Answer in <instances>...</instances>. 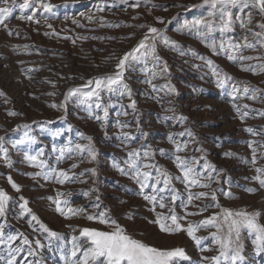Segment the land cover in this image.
<instances>
[{"label": "rangeland", "instance_id": "1", "mask_svg": "<svg viewBox=\"0 0 264 264\" xmlns=\"http://www.w3.org/2000/svg\"><path fill=\"white\" fill-rule=\"evenodd\" d=\"M11 2L12 0H9V4ZM23 2L24 0H15L16 5ZM29 2L31 7L23 12L18 7H14L13 18L6 21L13 35L9 36L5 29L0 27V92L4 93L0 95V136H5L3 147L8 148L9 156L14 162L11 169L0 162V188L5 189L13 198L9 203L7 219L0 220V225L3 226L6 235L22 232L30 240L39 238L42 243H48L44 234L34 232L28 225L27 217L18 218L20 211L17 207L18 197L24 196L29 200V207L40 220L63 237V240H54L52 248L45 247L39 251L38 257H29V260L40 259L42 264H64L58 250L60 245L70 247L71 236H79V232H73L68 225L74 228L103 227L83 217L65 219L57 214L54 206L47 199L49 196H55L57 190L71 193V196L67 198L73 207L84 206L92 213H98L107 208L110 215L137 239L161 248L183 247L192 262L199 260L201 253L184 233L167 236L147 223L144 217L152 219L153 214L148 211L146 202L135 195L137 186L112 167L113 160L122 162L126 158V151L129 150L116 146L119 143L117 136L120 131L115 126L116 109H110L108 120L102 127L100 121L84 118L86 113L75 103L70 102L67 105L66 113L62 109L49 107L51 103L59 105L69 88L79 87L93 77L114 71L117 63L115 57L122 56L134 47L147 31L146 28L137 27L141 24L164 30L165 35L177 41L182 49L189 53L182 57L158 45L160 55L168 61L172 83L179 92L178 96L166 98L164 103L167 105L168 99H171L176 113L187 116L188 122L183 127L174 126V121H170L167 125L158 123V117L164 113L159 104L146 99L141 94L144 91H151L147 85L139 83V80L143 79L142 74L139 71L135 74L126 73L125 78L133 90V98L137 100L141 113L142 128L149 133L146 139L140 137L134 123L130 128L125 129L137 137L136 141L130 143V148H138L141 143H144L153 148L171 150L172 145L166 141V134L190 128L196 134L197 143H190L188 152L183 155H195L199 158L204 153L192 150L202 147L206 152L207 160L217 169H223L219 174V183H214L212 188H222L226 191L230 189L237 197V199H226L217 192L219 203L223 207L234 210H246L250 213L258 211L260 212L258 222L264 224V189H260L258 182L251 179L257 173L250 163L251 150L247 146V142L253 140L264 143V134L251 135L244 131L245 128L251 127L257 133H264V116L260 115L264 112V102L260 99L251 100L243 93L233 100L231 87L218 89L211 70L204 67L203 62L195 59L191 53H199L212 59L221 71L233 77L230 84L235 83L241 88L247 86L250 89H260L261 91L256 93L258 97H264V69L255 67V72L258 74L241 71L238 62L229 61L226 55H213L195 35L189 34L185 25L207 16L209 8L203 4V0H151L150 3L147 0H140L139 7L135 6L136 0H29ZM44 5L51 7L45 11ZM5 6L9 5L0 2V7ZM248 11L253 13L256 20L261 19L256 15L255 9H245V12ZM233 12L234 15L237 14L236 9H233ZM27 14H34V20H39L40 23L22 21L17 18ZM157 17L163 18L164 23H157ZM49 24L52 28H48ZM195 31L196 29H192L193 33ZM53 32L58 35H53ZM246 34V30L237 25L235 31L229 35L239 40ZM65 36L72 39H64ZM220 36L219 32L214 33L217 40ZM72 40L76 41L75 44ZM249 41L257 43L256 38L251 35H249ZM243 55L264 56V48L244 50ZM109 57L111 59H108ZM185 60L188 63H185ZM191 64H201L202 67L199 70L193 69L190 68ZM259 64H264V60L244 62L245 66ZM201 75L204 76L203 80L199 78ZM47 81L55 82V87ZM154 82L162 84L165 81ZM193 87L202 91L194 93ZM51 92L56 95H48ZM123 103L127 104L128 101L124 100ZM233 104L239 106V113ZM245 105L247 107H244ZM8 111H15L19 115L8 116ZM244 113H247V116L242 122L239 117ZM120 119L131 121L132 117ZM25 125L27 127H24ZM14 129L16 130L13 131ZM105 129L111 139H105ZM81 132L93 138L92 143L98 155L95 163H88L85 153V162L80 163L74 171L81 173L85 169L95 167L97 175L94 178L86 173L82 179L87 183H66L61 186L42 179L33 180L26 175L39 170L29 166L23 160L26 151L35 154L43 150L41 159L50 166L54 165L58 154L53 151L54 147L88 144V141L78 134ZM28 137H35V142L29 141ZM21 140L24 141L23 144L17 147L12 146L13 142ZM226 151L237 155L233 158H224L222 154ZM240 157L248 160L249 163H245L239 159ZM156 159L170 172L177 173L171 161L159 156ZM80 160V156H74L73 159L61 162L59 167L68 169L72 163H78ZM260 166H264V159H258L256 167ZM9 174L21 186L19 193L7 183L6 176ZM173 183L181 193L184 192L182 184L175 181ZM91 188H97L98 192L85 197L83 192ZM245 188L259 190L255 194H249L244 190ZM193 191H208V189L195 188ZM97 195L100 197L98 209L92 207L96 203ZM121 200L126 203H120ZM199 203L210 204L212 201L208 199ZM192 210L189 209V211ZM176 211L180 213L181 209L177 208ZM216 211L219 209L209 208L203 216L189 219L199 221ZM129 212L135 217L133 220L123 218L124 214ZM209 231L211 230H201L197 234L208 237ZM15 243L19 244L21 241L18 240ZM204 243L210 244V239H206ZM244 245L245 255L251 256L254 264H264V253L259 256L253 254V245L246 234ZM33 247H35L34 244ZM215 254V251L203 253L208 256ZM18 264H25V262L18 259ZM183 264H190V262L185 261Z\"/></svg>", "mask_w": 264, "mask_h": 264}, {"label": "snow or ice", "instance_id": "2", "mask_svg": "<svg viewBox=\"0 0 264 264\" xmlns=\"http://www.w3.org/2000/svg\"><path fill=\"white\" fill-rule=\"evenodd\" d=\"M5 7H0V27H3L9 36L13 32L8 29L6 21L13 18L14 7H18L22 12L31 7L29 0H24L22 4L16 5L15 0L9 4V0H0ZM151 2V0H147ZM203 4L207 5L209 11L207 16L202 19L194 20L191 24H186L189 34L195 35L210 49L213 55H226L229 61L238 62L240 70L244 72H255V67L264 69V64L256 66H245L246 61L264 60V56H246L243 55L244 50H255L257 47L264 48V0H203ZM136 7L140 6V0H136ZM51 6L44 5L45 11ZM252 8L256 10V15L260 16V20H256L251 11L245 12V9ZM233 9L237 14L234 15ZM103 10V9H101ZM18 19L39 24V20H34V14L20 15ZM138 18V17H136ZM135 19V18H134ZM157 23L163 24L161 17L156 18ZM255 21V23H254ZM76 23V21H73ZM246 30L247 34L236 40L229 35L235 31L236 26ZM52 28V25H47ZM83 27V25H78ZM112 26V25H110ZM119 27L120 25H114ZM131 27V25H129ZM139 28H146L142 38L138 40L136 45L120 57H115L117 63L115 69L111 73H105L98 77H93L79 87L69 88L64 94L63 101L57 105L49 104V107L62 109L67 112V105L72 102L78 107H82L86 113L84 118L94 119L101 122V126L107 122L110 109H116L115 126L120 130L117 136L119 143L117 147L129 149L126 151V158L120 162L113 160L112 167L121 175L131 180L137 187L135 195L142 198L148 206V211L153 214L152 219L144 217L148 224L155 226L158 232L167 236H176L184 233L195 245L198 252L201 253L199 260L192 262L183 247L161 248L154 244L137 239L129 234L117 219L110 215L107 208L98 213L89 212L87 207H73L71 201L67 198L71 196L70 192H62L57 190L55 196H49L47 199L54 206V211L65 219H73L83 217L89 222H95L103 227H73L68 225L73 232H79V236H71L70 247L61 244L59 251L64 264H183L187 261L190 264H254L251 256L245 255L244 239L245 234L251 240L253 245V254L259 256L264 253V224L258 222L260 212H247L246 210H234L232 208L223 207L218 200L217 192H220L226 199H237L233 192L222 188L213 189L214 183H219V174L223 169H217L214 164L206 158V152L202 147H196L193 152H201L204 155L199 158L195 155H183L188 152L190 143H197L196 134L190 128H184L180 132H168L165 136L166 141L172 145L171 150L165 148H153L149 144L141 143L138 148H130V143L137 140L131 132L126 131L135 124L136 131L140 137L147 138L148 132H145L141 125V113L137 106V100L133 98V90L125 78L126 73L135 74L137 71L142 74L143 79L139 83L145 84L151 90L141 93L146 99L159 104L164 115L158 117V123L167 125L170 121H174L175 125L183 127L188 122V117L183 114H177L176 108L171 99H168L167 105L164 103L168 97L178 96L179 92L172 83L171 70L168 61L160 55L158 45L165 49L178 53L180 56L189 55L185 52L180 44L165 35L164 30L152 25L141 24ZM192 29H196L193 33ZM258 29V31H257ZM221 34L220 39L214 37V33ZM53 35H58L53 32ZM49 35V33H45ZM249 35L256 38L257 43L249 41ZM64 39H72L71 37H63ZM86 39V37H81ZM96 38V37H94ZM75 40L72 43L75 44ZM191 55L203 62V66L211 70L216 81L218 89H224L226 86L231 87V96L235 100L241 93L251 100L260 99L264 102V97H258L257 92L260 89H250L247 86L243 88L235 83H229L233 77L219 69V66L207 56L192 52ZM108 59H111L109 57ZM185 63H188L185 60ZM201 64H191L190 68L199 70ZM201 80L204 76L199 77ZM31 79V77H29ZM163 80L162 84L154 81ZM53 87L55 82L47 81ZM193 92L202 91L195 87ZM0 95L4 93L0 92ZM48 95H56L51 92ZM127 100L128 103H123ZM235 110L239 113V106L233 104ZM244 107H247L245 105ZM129 109L131 111H129ZM172 113V115H167ZM8 116H16L19 113L8 111ZM264 116V112L260 113ZM132 117V120H121V117ZM247 113L240 115L243 122ZM19 127V126H18ZM24 127H27L25 125ZM14 129L13 131H15ZM71 130V125H69ZM251 135H262L257 133L253 128L244 129ZM81 137L88 141L87 145L76 144L74 146H65L61 148H53L58 153L55 157V164L49 165L45 160L41 159L43 150L30 154L24 153L23 160L29 166L39 169L33 173H27L33 180L42 179L45 182H54L61 186L66 183H87L82 177L87 173L91 177L97 175L95 167L85 169L81 173L74 170L79 167L80 163L85 162V153L87 154V162L95 163L98 152L92 143L93 138L86 136L84 133H78ZM27 136V133H25ZM187 137L188 139H182ZM105 139H111L105 129ZM28 140L35 142V137H28ZM5 136H0V162L9 169L13 168L14 162L9 156V150L3 147ZM24 141L13 142V147L23 144ZM248 148L251 150V165L257 173L251 179L258 182L260 189H264V166L256 167L258 159H264V143L259 141L247 142ZM259 153V157H258ZM224 158L236 157V153L226 151ZM74 156H80L78 163H72L70 168H60L61 162L67 159H73ZM157 156L171 161L177 170L176 174L170 172L164 165L157 161ZM245 163L248 160L240 157ZM203 161V163H201ZM7 183L15 192L21 191V186L16 183L12 176H6ZM178 182L184 186V192L181 193L175 187L173 182ZM43 187V185H40ZM208 189V191H193V189ZM249 194H255L258 188H245ZM98 192L97 188H91L89 191L83 192L85 197L91 193ZM12 197L8 192L0 188V220L7 219L9 203ZM210 199L212 203L202 204L204 200ZM100 197L96 196V203L93 208H100ZM179 202V203H178ZM120 203H126L121 200ZM17 207L19 208L18 218L27 217V223L32 227L33 231L44 234L47 244L42 243L37 238L30 240L24 233L5 234L3 226L0 225V264H18V259L25 264H42L40 259L35 261L29 260V257H38L39 251L45 247L52 248L54 240H63V237L56 231L51 230L44 224L40 218L29 207V200L24 196L18 197ZM180 208L181 212L177 213L176 209ZM193 209L189 211V209ZM209 208H216L219 211L213 212L211 215L204 217L199 221H192L189 218L195 216H203ZM160 209V211H157ZM123 218L133 220L135 217L132 213L124 214ZM201 230L209 231L208 237L199 236L197 233ZM210 239V244L204 241ZM21 241L17 244L16 241ZM33 244L35 247H33ZM15 245V246H14ZM215 251V255H203L205 252Z\"/></svg>", "mask_w": 264, "mask_h": 264}]
</instances>
